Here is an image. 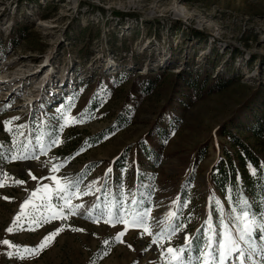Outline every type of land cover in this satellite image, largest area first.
Segmentation results:
<instances>
[{
    "label": "rangeland",
    "instance_id": "1",
    "mask_svg": "<svg viewBox=\"0 0 264 264\" xmlns=\"http://www.w3.org/2000/svg\"><path fill=\"white\" fill-rule=\"evenodd\" d=\"M0 84V242L20 246L0 243V264H165L169 242L184 249L183 264H201L207 236L218 247L221 220L240 244L224 264H240L241 251L243 264H264L260 229L239 240L235 215L247 209L209 176L230 149L224 130L264 157V132L250 131L264 122V0H0ZM55 136L61 143L49 146ZM22 152L39 159L12 160ZM52 163L87 193L70 197L83 207L68 214L53 193L17 217L38 184L55 187ZM46 203L67 218L53 219ZM106 203L151 209L163 243L132 227L115 242L123 224L93 222ZM57 227L47 247L23 252Z\"/></svg>",
    "mask_w": 264,
    "mask_h": 264
},
{
    "label": "snow or ice",
    "instance_id": "2",
    "mask_svg": "<svg viewBox=\"0 0 264 264\" xmlns=\"http://www.w3.org/2000/svg\"><path fill=\"white\" fill-rule=\"evenodd\" d=\"M18 119V118H13ZM63 119L68 122L69 120H74V117H69L66 114L63 116ZM9 124L10 121H4L5 130H9ZM65 125L61 124V128H63ZM23 127V126H20ZM105 139H107V136H105ZM37 144L39 145V153L46 154V148L45 144L43 142V137L41 135H38L36 137ZM61 143V140L59 136H55L53 139L48 141L49 146L52 145H59ZM25 147H27L25 145ZM84 149L81 148L80 151H83ZM12 160H28V159H39L36 152L32 153H26L22 152L19 154L13 153ZM54 160L57 158H53ZM47 167V165H45ZM63 167L62 164L52 163L51 167L47 168V171L49 172L50 176L49 178L53 181L55 184V187H50L49 184L45 183L43 185H37V188L34 189L30 195L29 198L24 200L20 204L21 212H18L16 214L17 217H23L24 213L23 210L25 209V206L30 204L33 200L39 198L45 202L49 201L51 199V196L53 193L57 195L63 194V203L67 206L68 214H75V209L83 207L82 204H72L71 202V196H80L85 195L84 191L80 190V186L78 182L70 181L66 176H64L63 173H60V176L55 175V173L60 172V169ZM110 171L109 170H106ZM28 175L31 177V179L36 180L37 178L35 176H32L31 172L29 171ZM41 179H44V177H41ZM14 183L16 184H22L23 181L15 180ZM95 182L93 181V184ZM2 186V185H0ZM70 188H76L77 192L71 193L69 191ZM133 203H135V198L133 197ZM175 203V201H173ZM242 203H245L242 201ZM45 206H49L46 205ZM33 207L35 208L36 205L33 204ZM50 208V206H49ZM151 212V209L146 208L143 212H137L135 210H128L126 206H120L115 211L113 209V206L109 204H105L104 209L101 212V215L97 217V220H94L93 222H97L99 219L103 218L104 223L109 225H115V224H123L124 230L119 231L115 233V236L112 238L115 242L122 243V237L125 234V231L129 228H139L143 229V234H148L152 236V243L156 244L157 240L159 239L161 243H163L165 231L161 230L159 233H153L151 232L149 225H148V216ZM232 212L235 214L236 209L233 208ZM50 213L53 219H59L63 218L66 219V216H63L62 210H52L50 208ZM49 213H44V218L47 219V216ZM175 213L171 210L167 213L168 217H175ZM235 221L234 227L236 236L239 238L240 241H244L245 244L250 243V238L253 236L254 230L256 228H259L261 231L260 239L261 241H264V219L258 220L255 214L250 215L247 210H244L240 212L239 214L235 215ZM20 223L19 220H17L16 217L13 218V224L10 225L6 231L12 232L14 230L13 225H17ZM36 226H39L40 221L37 219L33 221ZM221 232L219 234L218 238V247H213V238L212 236H207L206 243L204 245V248L201 249L200 257H201V264H224V261L233 253L236 252L240 248V244L237 242L235 238H233L232 234L226 230L224 226V221L221 220ZM62 228L57 227L53 232L46 234L44 237L41 238L39 243H37L34 247L29 248L28 246H24L23 252L29 253V254H36L43 248L47 247L48 244L51 242V238L54 237L56 234H58ZM73 231H83V229H73ZM170 235V234H169ZM184 241L187 245L189 243V236L185 233L184 234ZM103 244L107 245L109 243L108 239H105L102 241ZM5 245H9V247H14L19 249L20 246L18 245H12L10 241L3 240L2 242ZM130 247V245H129ZM252 250L256 251L255 244H252ZM184 252V249L181 248L179 251H177L173 246H171V243L169 242L168 246L166 248H163L160 252V256L163 258L165 257V253H167V259L165 260V264H183V261L181 260V253ZM9 255H12L11 252L8 253ZM264 255V253H261ZM244 253L243 251L240 252V256L236 257L237 260L240 261V264H243V260L241 259L243 257ZM218 257V258H217Z\"/></svg>",
    "mask_w": 264,
    "mask_h": 264
},
{
    "label": "trees",
    "instance_id": "3",
    "mask_svg": "<svg viewBox=\"0 0 264 264\" xmlns=\"http://www.w3.org/2000/svg\"><path fill=\"white\" fill-rule=\"evenodd\" d=\"M250 131L253 135H262L263 120L257 119ZM222 134L229 140L230 149L213 164L209 173L211 182L221 196L260 216L264 214V157L241 136L228 130ZM194 243L197 245L196 240Z\"/></svg>",
    "mask_w": 264,
    "mask_h": 264
},
{
    "label": "bare ground",
    "instance_id": "4",
    "mask_svg": "<svg viewBox=\"0 0 264 264\" xmlns=\"http://www.w3.org/2000/svg\"><path fill=\"white\" fill-rule=\"evenodd\" d=\"M1 85V84H0Z\"/></svg>",
    "mask_w": 264,
    "mask_h": 264
}]
</instances>
